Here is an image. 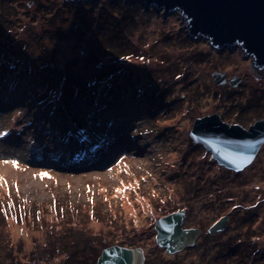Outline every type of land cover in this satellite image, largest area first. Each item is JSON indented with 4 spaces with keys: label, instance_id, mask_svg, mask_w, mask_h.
Returning <instances> with one entry per match:
<instances>
[{
    "label": "rangeland",
    "instance_id": "obj_1",
    "mask_svg": "<svg viewBox=\"0 0 264 264\" xmlns=\"http://www.w3.org/2000/svg\"><path fill=\"white\" fill-rule=\"evenodd\" d=\"M214 114L244 129L264 120V72L238 48L191 39L177 14L0 0V264L118 244L141 248L144 264H264V144L241 172L218 166L189 138ZM180 210L183 228L202 233L169 256L154 224Z\"/></svg>",
    "mask_w": 264,
    "mask_h": 264
},
{
    "label": "water",
    "instance_id": "obj_2",
    "mask_svg": "<svg viewBox=\"0 0 264 264\" xmlns=\"http://www.w3.org/2000/svg\"><path fill=\"white\" fill-rule=\"evenodd\" d=\"M96 0H64L67 4L94 3ZM141 2L146 9L162 12L164 17L177 14L187 35L202 38L215 51L238 48L253 66L264 72V0H122ZM215 85L226 83L224 73L214 72ZM239 78L228 81L233 88ZM190 140L211 154L218 166L238 173L247 168L264 144V120L244 129L240 125L222 122L219 115L194 120L189 132ZM186 212H173L159 218L154 224L155 244L166 255H175L191 248L201 235L199 229L183 228ZM227 217L220 218L209 227L211 236L225 230ZM141 248L128 249L111 246L104 249L96 264H143Z\"/></svg>",
    "mask_w": 264,
    "mask_h": 264
},
{
    "label": "flooded vegetation",
    "instance_id": "obj_3",
    "mask_svg": "<svg viewBox=\"0 0 264 264\" xmlns=\"http://www.w3.org/2000/svg\"><path fill=\"white\" fill-rule=\"evenodd\" d=\"M201 233H202V231H201ZM114 246L133 249L132 246H126V245H121V244L114 245ZM106 248H108V247H106ZM106 248H103L100 252H92V251H87V252L82 251V252H77V253L69 252V253L65 254L62 261H59L58 263H55V264H96V262H97L98 258L100 257L102 251ZM145 261H146V258L144 259V262ZM41 262H42V257L40 256V254L37 253V264H41ZM219 262L220 261H218L217 264H219ZM15 264H18V263L16 262ZM22 264H26L25 261H23ZM28 264H30V263H28ZM32 264H36V262H33Z\"/></svg>",
    "mask_w": 264,
    "mask_h": 264
},
{
    "label": "trees",
    "instance_id": "obj_4",
    "mask_svg": "<svg viewBox=\"0 0 264 264\" xmlns=\"http://www.w3.org/2000/svg\"><path fill=\"white\" fill-rule=\"evenodd\" d=\"M84 31H85V29H83ZM86 33V32H85ZM89 33V32H88ZM131 42V41H130ZM129 42V43H130ZM128 43V42H127ZM116 55H118L117 53H115ZM92 62V61H91ZM74 68H76V66H73ZM89 68H90V66H89ZM67 69H68V67L66 68V67H61V68H59V71H60V73H56L57 74V76L56 75H53V78H55V79H60V77L62 76L63 77V75H66L67 74ZM123 72V71H122ZM41 74V75H44V77L42 78L43 80H45L47 77H45V75H48L47 73H45V72H43L42 70H39V72L37 73V74ZM74 73V72H73ZM97 73V72H96ZM39 74V75H40ZM37 76V75H36ZM50 75H48V77H49ZM76 76V77H75ZM51 77V76H50ZM86 77H88V76H86ZM113 77V76H112ZM67 78V79H66ZM114 78V79H113ZM112 79L113 80H119V81H121L120 79H118V77L117 76H115V77H113ZM65 79H66V82L63 80V84L65 85V87H63V88H61L62 89V93H64V97L66 98V97H70L71 95V93H69L67 90H66V88H67V85L70 83V82H72V85H74V83L75 82H73V80H75L76 79V81L78 80V78H77V75H76V73H74V74H69L68 76H65ZM88 79H89V81H90V79H92V75L91 76H89L88 77ZM39 81V80H38ZM88 81V82H89ZM123 83H125V85H126V83L129 85V81L127 80V82H122V83H118L117 85H120V86H118V87H120V88H122L123 87ZM77 88V87H76ZM44 89V88H43ZM45 89H47V88H45ZM0 214H1V210H0ZM3 216V215H2ZM0 223H1V216H0Z\"/></svg>",
    "mask_w": 264,
    "mask_h": 264
},
{
    "label": "snow or ice",
    "instance_id": "obj_5",
    "mask_svg": "<svg viewBox=\"0 0 264 264\" xmlns=\"http://www.w3.org/2000/svg\"><path fill=\"white\" fill-rule=\"evenodd\" d=\"M17 167H19V164L17 163ZM45 176H47V174H45Z\"/></svg>",
    "mask_w": 264,
    "mask_h": 264
}]
</instances>
